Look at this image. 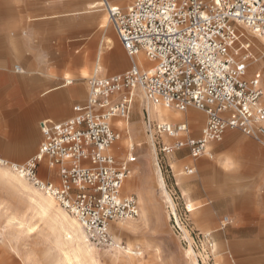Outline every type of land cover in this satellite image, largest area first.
I'll list each match as a JSON object with an SVG mask.
<instances>
[{"label": "built area", "instance_id": "obj_1", "mask_svg": "<svg viewBox=\"0 0 264 264\" xmlns=\"http://www.w3.org/2000/svg\"><path fill=\"white\" fill-rule=\"evenodd\" d=\"M101 6L131 65L87 77L84 108L61 121L40 120L36 152L22 163L0 156V165L54 198L93 244L116 247L111 224L140 212L137 196L122 193L134 146L120 162L111 151L123 130L119 122L129 118L135 90L153 105L175 111L194 107L205 114L197 136L191 135L187 119L148 116L147 130L159 138L165 154L181 149L192 158L209 154L210 145L228 130L264 146L263 87L258 77L246 76L253 56L243 31L264 39V0H133L125 10L101 0ZM139 53L150 65L134 61ZM49 169L57 170L56 180L46 174ZM183 169L194 171L188 165ZM171 214L178 222L176 212Z\"/></svg>", "mask_w": 264, "mask_h": 264}, {"label": "rangeland", "instance_id": "obj_2", "mask_svg": "<svg viewBox=\"0 0 264 264\" xmlns=\"http://www.w3.org/2000/svg\"><path fill=\"white\" fill-rule=\"evenodd\" d=\"M131 2L132 0L126 4H119L125 8ZM109 25L115 36L110 23ZM49 26L53 27L49 36L42 37L39 34H31L33 30L26 29L19 21L6 23L0 21L1 137L5 138L11 130L9 117L6 115L16 102V94L11 93L10 80L18 76L34 77L41 71L55 76L56 72L54 68H49L24 69L23 73H16L20 49L27 48L33 58L48 62L63 59L66 52L69 53L68 58L74 54H81L85 65L83 69L87 71L82 78L85 89L86 78L92 74L107 76L122 72L131 65L126 51L116 38L125 56V66L112 71L102 64L100 71L95 72L93 68L95 42L92 38V29L83 32L71 30L65 35L61 33L63 31L60 30L58 21L49 22ZM243 31L250 42L249 50L253 56L247 68L253 64V59H257L255 64L260 63L257 73L247 69L246 76L257 75L263 87L264 101V41L252 37L246 30ZM255 40H260V43ZM6 46L11 50L12 59ZM27 55L26 53L23 58L28 59L30 56ZM142 61L141 66H148L146 63L150 65L146 59L142 58ZM138 91L135 90L127 121H136L141 127L143 135L141 139L147 137V141H139L135 136L130 141L127 138L126 126L121 124L123 130L120 139L111 148L117 162H120L130 153L128 145L134 146L132 155L135 160L130 164L131 173L123 183L122 193H133L137 196L139 216L113 222L111 226L136 225L138 230L136 233L117 235L110 227L115 241L123 246L121 250L128 248L130 251L139 252V255H133L137 258L136 264H264V154L257 150L253 157H245V148L236 139L225 138L213 142L209 148L210 153L198 158H192L186 149L165 154L158 148L159 138L150 139V132L146 126L148 116L154 121L158 119L152 116V113L148 114V111L143 110L141 104L137 103ZM189 108L201 116L192 118L201 119L198 125L190 126L191 135L197 136L204 125L205 114L194 107ZM40 119L37 120L39 136L31 154L24 159H14L1 152L0 156L22 162L34 154L42 139ZM228 131L244 137L255 144L257 149L264 151L263 145L240 131ZM14 138L15 135H10V139ZM4 149L8 155L23 150L21 147L10 146ZM158 165L165 188L172 197L178 222L173 218L170 207H167L168 204L156 186L154 170ZM186 165L192 167L194 171L185 173L183 168ZM57 206L60 207L59 204ZM186 208H189V211ZM10 213H14L18 218L26 217L30 225H35V229L27 231L24 225L18 224L17 219H9ZM51 225L52 222L48 219L40 220L35 209L19 192L0 181V264H66L59 255L62 240H51ZM91 245L95 249L99 264H110L108 257L114 253L115 247L97 246L92 242Z\"/></svg>", "mask_w": 264, "mask_h": 264}, {"label": "crops", "instance_id": "obj_3", "mask_svg": "<svg viewBox=\"0 0 264 264\" xmlns=\"http://www.w3.org/2000/svg\"><path fill=\"white\" fill-rule=\"evenodd\" d=\"M108 2L125 10L133 0L125 8L120 4H126L130 0H108ZM0 21L5 23L19 21L20 25L26 26V29L33 30L31 34H39L42 37L49 36L48 34L53 28L49 26V22L55 21H58L60 30L63 31L61 33L65 35H68V31L71 30L83 32L92 29V38L95 42L94 70L100 71L103 64L110 70L117 71L126 64L123 50L118 44L119 41L117 42L118 39L116 40V34L115 37L108 24L110 22L105 9L101 6V0H0ZM6 47L8 48V46ZM8 50L12 59L11 50L9 48ZM29 52L30 50L27 51V48L26 50L20 49V61L16 66L18 68L15 70L16 73H23L24 69L48 70L49 68H54L56 72L55 76H51L49 73L41 71L37 72V76H18L9 82L11 93L16 94V102L6 115L9 117L8 123L11 130L5 138L0 136V152L14 159H24L34 150L39 136L37 120L42 118L40 120L47 119L55 122L67 119L84 108L87 95V85L85 89V82L82 80L87 71L83 69L85 65L81 54H74L68 58L69 53L66 52L63 59L48 62L39 60L37 57L33 58ZM26 53L27 56H30L27 57L28 59L23 58ZM142 58V55L137 56V62H143ZM64 80L66 81L63 82ZM67 80L70 82L68 83ZM137 95H141V92L138 91ZM191 110L189 119L181 120H189L190 126L198 125L201 119L192 118H201V116L195 110ZM124 122H119V126L124 125ZM131 127L136 130L138 123L131 121ZM10 135H15V138L10 139ZM135 137L139 138L140 136L135 135ZM223 138L226 140L236 139L245 148V157H253L257 150L264 154V151L257 149L255 144L244 137L235 135L232 131H226ZM8 143L12 145H8ZM6 146L21 147L23 150L17 154L8 155L5 154ZM46 174L51 179L56 180L57 178L56 169H49ZM0 181L4 183L1 178Z\"/></svg>", "mask_w": 264, "mask_h": 264}, {"label": "bare ground", "instance_id": "obj_4", "mask_svg": "<svg viewBox=\"0 0 264 264\" xmlns=\"http://www.w3.org/2000/svg\"><path fill=\"white\" fill-rule=\"evenodd\" d=\"M243 30H246V32H248L252 37H256L264 41L263 38L257 37L253 33H251L249 29L244 28ZM260 40L255 41L260 43ZM139 55L142 54L139 53L133 58L135 62H137L136 58ZM256 60L257 59L252 60L253 64L251 65V67L249 66V69L247 68L249 71L257 73L258 68L260 67V63L255 64L257 63ZM137 63L141 65V62ZM146 64L149 65L148 63ZM94 71L97 72L98 69ZM137 103H140L143 107V110L145 109L148 111V114L152 113V116L161 121L166 120L170 122H175L183 118L189 119V116L192 111L190 108L186 109L185 111H175L173 109L160 105H153L144 98L142 92L141 95H137ZM135 109H137V106L135 107ZM124 125L127 128V138L130 141L133 140V136L135 135H138V137L140 136L139 138H137V140L147 141V137L145 139H141L143 138V135L139 124L137 129H134L135 133L133 134V126L131 127V122H124ZM151 137L152 136L150 133V139ZM124 140L127 141V139ZM0 178L4 181L5 184L19 192L22 198L26 199L31 204V206L35 209V212L39 216L40 220L48 219L52 222V225L50 227L51 240H62L59 255L63 262H65L66 264H99L95 249L91 245V241L88 239L87 234L81 224L61 206H57L58 204H56L57 202L54 198L42 192L35 186L30 185L31 183L29 181L18 175L14 170L7 166L0 165ZM154 180L156 182V186L160 189L161 197L163 198L165 203L168 204L167 207H170V212L174 213L175 210L173 208V200H171L172 197H170L171 195H169L167 189L165 188L159 165L154 170ZM9 219H17L18 224L24 225L27 231H33L35 229V225H30L26 217L18 218L14 213H10ZM112 228L113 232H115V234L117 235L128 234L129 232L136 233V231L138 230L136 225L114 224ZM121 248H123V246L117 242L116 247L114 248V253L110 254V256L108 257L110 264H136L137 258H135L133 255L137 256L140 253L130 251L128 250V248L122 251Z\"/></svg>", "mask_w": 264, "mask_h": 264}, {"label": "snow or ice", "instance_id": "obj_5", "mask_svg": "<svg viewBox=\"0 0 264 264\" xmlns=\"http://www.w3.org/2000/svg\"><path fill=\"white\" fill-rule=\"evenodd\" d=\"M217 3H219V0H217ZM241 67H243V66H241Z\"/></svg>", "mask_w": 264, "mask_h": 264}]
</instances>
